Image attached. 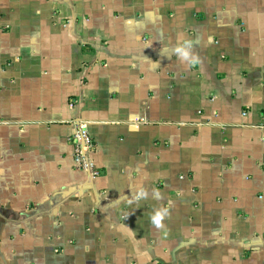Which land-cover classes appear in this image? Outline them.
I'll return each instance as SVG.
<instances>
[{
  "label": "crops",
  "instance_id": "0c3cea01",
  "mask_svg": "<svg viewBox=\"0 0 264 264\" xmlns=\"http://www.w3.org/2000/svg\"><path fill=\"white\" fill-rule=\"evenodd\" d=\"M0 264H264V0H0Z\"/></svg>",
  "mask_w": 264,
  "mask_h": 264
},
{
  "label": "built area",
  "instance_id": "2783aa9c",
  "mask_svg": "<svg viewBox=\"0 0 264 264\" xmlns=\"http://www.w3.org/2000/svg\"><path fill=\"white\" fill-rule=\"evenodd\" d=\"M70 141L73 147V167L79 171L87 172L91 178L97 177L99 172L89 156L92 150V140L83 124L78 123L75 126Z\"/></svg>",
  "mask_w": 264,
  "mask_h": 264
},
{
  "label": "clouds",
  "instance_id": "9594fccd",
  "mask_svg": "<svg viewBox=\"0 0 264 264\" xmlns=\"http://www.w3.org/2000/svg\"><path fill=\"white\" fill-rule=\"evenodd\" d=\"M190 47H191V42L190 41H185L183 46L174 49V51L179 56H181L182 58L189 59V51H188V49H190ZM166 214H167L166 210H158V211H156L154 216L152 217V222L157 227H159L162 217L165 216Z\"/></svg>",
  "mask_w": 264,
  "mask_h": 264
}]
</instances>
